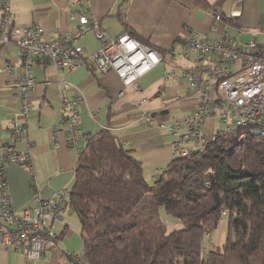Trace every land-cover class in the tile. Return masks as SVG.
Here are the masks:
<instances>
[{
	"label": "crops",
	"instance_id": "1",
	"mask_svg": "<svg viewBox=\"0 0 264 264\" xmlns=\"http://www.w3.org/2000/svg\"><path fill=\"white\" fill-rule=\"evenodd\" d=\"M9 3L14 25L40 24L51 39L78 30L77 14L81 9L91 18L88 31L74 41L83 50L77 67L35 64L30 74L37 83L26 90L18 86L24 80L25 64L18 56L17 46L10 43L0 47V68L7 66L0 71V149L10 142L12 123L17 120L26 126L27 134L12 138L11 143L30 157L29 168L13 163L5 168L8 195L16 210L32 205L34 195L52 199L60 197L63 191L69 192L78 151L85 145L86 135L104 128L132 150L141 162L145 179L152 182L178 157L172 142L186 131L183 118L197 102L187 81L176 75L215 59L213 54L183 56L186 40L195 35L208 42L224 37L238 43L254 39L264 44V0H9ZM233 9L239 15L227 19ZM119 10L123 20L117 14ZM96 27L107 38L132 32L156 48L162 61L143 74L136 86L124 85L114 72L100 71L86 59L101 46L95 35ZM61 81L67 82V88L60 87ZM65 96L81 97L76 104L79 115L76 148L68 144L61 123ZM141 98H146V102L139 105ZM23 99L30 103L26 116L20 113ZM166 104L169 107L164 108ZM147 112L150 117L145 116ZM214 122L213 117L205 120L204 142L216 133ZM52 228L57 237L39 259H26L18 250L0 244V264H80L81 256L77 261L65 256L82 248L80 221L69 205L61 221H53Z\"/></svg>",
	"mask_w": 264,
	"mask_h": 264
},
{
	"label": "trees",
	"instance_id": "2",
	"mask_svg": "<svg viewBox=\"0 0 264 264\" xmlns=\"http://www.w3.org/2000/svg\"><path fill=\"white\" fill-rule=\"evenodd\" d=\"M68 195L80 264H264V137L247 128L216 132L152 182L132 150L101 129L86 135ZM161 208L180 226L168 229ZM224 219L215 245L209 236Z\"/></svg>",
	"mask_w": 264,
	"mask_h": 264
},
{
	"label": "built area",
	"instance_id": "3",
	"mask_svg": "<svg viewBox=\"0 0 264 264\" xmlns=\"http://www.w3.org/2000/svg\"><path fill=\"white\" fill-rule=\"evenodd\" d=\"M238 15L239 11L233 9L226 18L235 19ZM77 16L78 30L51 39L46 37L40 24L27 27L14 25L9 0H0V47L10 43L17 46L18 56L25 64L24 80L18 84L22 90L37 83L30 74L35 64H52L67 69L77 67L83 57V50L74 45V41L88 31L91 23L85 9H81ZM214 16L220 19L218 14ZM95 30L101 46L86 59L100 71L114 72L124 85L136 86L143 74L162 61L156 48L129 33L107 38L99 27ZM182 54L185 57L213 54L215 59L209 64H198L193 70H182L179 76L176 75L187 81L190 93L197 97L194 109L182 121L186 131L172 142L176 155L187 157L192 154L193 147H203V126L209 117L226 122V128L218 132L222 135L240 127L249 131L264 129V44H258L254 39L238 43L224 37L208 42L193 35L183 45ZM2 69L6 70L7 66L0 68V71ZM171 75L175 76H167ZM60 87L67 88V82L61 81ZM80 99V96H65L62 100L61 123L72 148H76L79 140L76 104ZM145 102L146 98H141L138 104ZM29 106V101L23 99L20 113L26 116ZM144 114L150 117L151 113ZM26 134V126L14 120L10 142L0 149V244L18 250L26 259L36 260L52 247L57 237L52 223L61 221L69 205V195L63 191L60 197L43 199L37 194L32 198V205L21 210L13 207L8 195L5 168L9 163L29 168V154L16 150L11 143L12 138L25 137ZM222 214L226 215L227 211L224 209ZM65 256L74 261L80 258L78 252L69 251Z\"/></svg>",
	"mask_w": 264,
	"mask_h": 264
},
{
	"label": "rangeland",
	"instance_id": "4",
	"mask_svg": "<svg viewBox=\"0 0 264 264\" xmlns=\"http://www.w3.org/2000/svg\"><path fill=\"white\" fill-rule=\"evenodd\" d=\"M180 56V55H179ZM214 131L215 132H220L222 130H224L226 128V122H223V121H220V120H217L215 119V122H214ZM160 212H161V216L164 218V220L167 222V225H168V229L171 228V227H179L180 226V223H178L176 220L172 219L169 215H166L164 213V210L161 208L160 209ZM226 216V215H225ZM226 225H227V222L226 220H222L218 227L215 229V231H213L209 238L211 240L214 241V244L216 245H221L222 242L224 241L225 239V232H226ZM208 238L205 240V246L208 245ZM76 252H79L80 253V256H81V259H83V256H82V248H79Z\"/></svg>",
	"mask_w": 264,
	"mask_h": 264
},
{
	"label": "water",
	"instance_id": "5",
	"mask_svg": "<svg viewBox=\"0 0 264 264\" xmlns=\"http://www.w3.org/2000/svg\"><path fill=\"white\" fill-rule=\"evenodd\" d=\"M255 135H261L264 137V129H254L252 131Z\"/></svg>",
	"mask_w": 264,
	"mask_h": 264
}]
</instances>
